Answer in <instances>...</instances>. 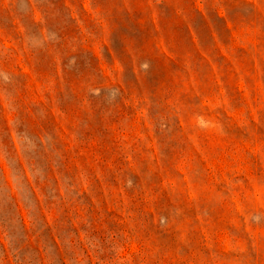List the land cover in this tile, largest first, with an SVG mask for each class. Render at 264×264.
Here are the masks:
<instances>
[{
	"label": "rangeland",
	"instance_id": "1",
	"mask_svg": "<svg viewBox=\"0 0 264 264\" xmlns=\"http://www.w3.org/2000/svg\"><path fill=\"white\" fill-rule=\"evenodd\" d=\"M0 264H264V0H0Z\"/></svg>",
	"mask_w": 264,
	"mask_h": 264
}]
</instances>
